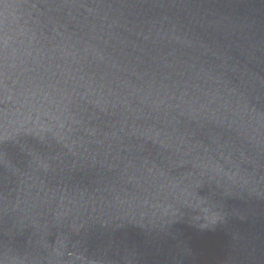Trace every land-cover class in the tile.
I'll list each match as a JSON object with an SVG mask.
<instances>
[{"label": "water", "instance_id": "obj_1", "mask_svg": "<svg viewBox=\"0 0 264 264\" xmlns=\"http://www.w3.org/2000/svg\"><path fill=\"white\" fill-rule=\"evenodd\" d=\"M0 264H264V0H0Z\"/></svg>", "mask_w": 264, "mask_h": 264}]
</instances>
